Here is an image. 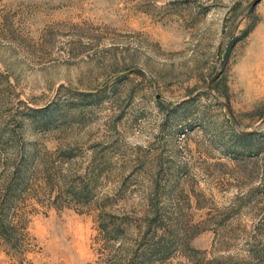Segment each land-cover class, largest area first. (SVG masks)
<instances>
[{
  "label": "rangeland",
  "instance_id": "1",
  "mask_svg": "<svg viewBox=\"0 0 264 264\" xmlns=\"http://www.w3.org/2000/svg\"><path fill=\"white\" fill-rule=\"evenodd\" d=\"M0 233V264H264V0H0Z\"/></svg>",
  "mask_w": 264,
  "mask_h": 264
},
{
  "label": "trees",
  "instance_id": "2",
  "mask_svg": "<svg viewBox=\"0 0 264 264\" xmlns=\"http://www.w3.org/2000/svg\"><path fill=\"white\" fill-rule=\"evenodd\" d=\"M0 234H2L3 236L5 235L4 233H0ZM158 242H159V241H155V242L152 244L153 246H151V247H152L153 250H156L155 245H156ZM157 254H158V253H157ZM135 260H136V259H135ZM150 261H151V260H149V259H144V261H143L144 263H143V264H145V263L149 264ZM151 262H154V261H151ZM134 263H135V262H134ZM134 263H133V264H134Z\"/></svg>",
  "mask_w": 264,
  "mask_h": 264
}]
</instances>
